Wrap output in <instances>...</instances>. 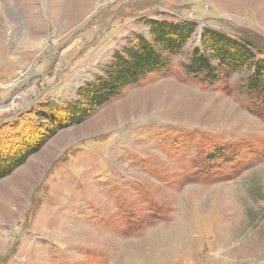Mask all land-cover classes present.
<instances>
[{
  "label": "rangeland",
  "instance_id": "obj_1",
  "mask_svg": "<svg viewBox=\"0 0 264 264\" xmlns=\"http://www.w3.org/2000/svg\"><path fill=\"white\" fill-rule=\"evenodd\" d=\"M149 18L195 30L71 123ZM206 28L264 56V0H0V264H264V94Z\"/></svg>",
  "mask_w": 264,
  "mask_h": 264
},
{
  "label": "trees",
  "instance_id": "obj_2",
  "mask_svg": "<svg viewBox=\"0 0 264 264\" xmlns=\"http://www.w3.org/2000/svg\"><path fill=\"white\" fill-rule=\"evenodd\" d=\"M146 21L152 38L141 37L135 45L130 48L125 47L116 55L107 71V76L99 80L96 90L93 92L86 90L82 93L86 101L85 105L81 102L73 103L75 114L70 118L71 123L83 120L95 107L118 95L127 85L137 83L148 73L166 67L167 60L163 54L180 52L195 30V24H180L155 18ZM201 43L202 48H196L195 51L196 56L192 66L195 71L211 73V57L232 70L249 67L252 69L248 81L250 89L264 94V56L258 55L252 42L237 40L218 30L206 28L202 33ZM206 52H211L210 56L206 55ZM35 150L34 147L30 148L25 154L29 155ZM20 157L19 161L23 162L25 157L22 158L21 155ZM8 161L0 163V168L7 164L6 169H0V177L13 166L10 159Z\"/></svg>",
  "mask_w": 264,
  "mask_h": 264
}]
</instances>
